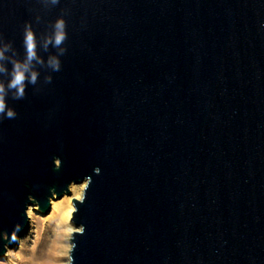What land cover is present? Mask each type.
<instances>
[{
	"label": "water",
	"instance_id": "1",
	"mask_svg": "<svg viewBox=\"0 0 264 264\" xmlns=\"http://www.w3.org/2000/svg\"><path fill=\"white\" fill-rule=\"evenodd\" d=\"M60 15L0 116V257L85 181L68 264H264V0H0V48Z\"/></svg>",
	"mask_w": 264,
	"mask_h": 264
},
{
	"label": "clouds",
	"instance_id": "2",
	"mask_svg": "<svg viewBox=\"0 0 264 264\" xmlns=\"http://www.w3.org/2000/svg\"><path fill=\"white\" fill-rule=\"evenodd\" d=\"M55 6L59 0H50ZM38 19V18H37ZM3 38L0 37V40ZM67 40L66 21L63 15L58 16L51 24V34L46 35L43 44L38 43V36L30 22H25L23 26V59H19V53L13 47L11 41L5 43L0 48V116L14 118L16 113L8 106L6 98L10 95L13 99H21L25 96V89L28 84L37 83L38 71L35 64L43 65L44 61L38 54V47L47 51L49 47L59 50V54L65 52L64 43ZM11 52L12 55H7ZM10 65V67L8 66ZM48 66L57 71L60 68V60L57 56L49 57ZM5 77L7 80L5 82ZM45 81H50L51 76H45Z\"/></svg>",
	"mask_w": 264,
	"mask_h": 264
},
{
	"label": "bare ground",
	"instance_id": "3",
	"mask_svg": "<svg viewBox=\"0 0 264 264\" xmlns=\"http://www.w3.org/2000/svg\"><path fill=\"white\" fill-rule=\"evenodd\" d=\"M85 186V181L80 183H71L69 185L70 193L64 194L62 198L50 199L51 211L49 220L52 222V238L49 244L40 249H34L26 256L13 257L11 248L6 249L3 258H0V264H68L69 249L71 246L70 236L77 229L76 225L70 219L71 212L74 210L71 198H80ZM38 212L37 203L28 205L26 209L27 216ZM23 238L20 235L18 240ZM25 255V254H24Z\"/></svg>",
	"mask_w": 264,
	"mask_h": 264
},
{
	"label": "rangeland",
	"instance_id": "4",
	"mask_svg": "<svg viewBox=\"0 0 264 264\" xmlns=\"http://www.w3.org/2000/svg\"><path fill=\"white\" fill-rule=\"evenodd\" d=\"M50 211L51 207L47 213H43L38 209V212L28 217L29 224L27 232L21 240H18V245L11 248L13 257L19 258L26 256L28 252L34 249H40L43 245L46 246L49 244V240L52 238L51 228L53 225L51 220L48 219ZM4 254L0 258H3Z\"/></svg>",
	"mask_w": 264,
	"mask_h": 264
}]
</instances>
